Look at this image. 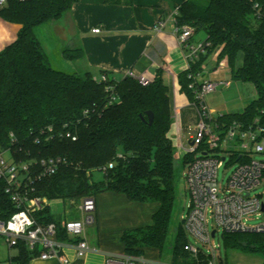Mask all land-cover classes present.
Segmentation results:
<instances>
[{"label": "trees", "instance_id": "1", "mask_svg": "<svg viewBox=\"0 0 264 264\" xmlns=\"http://www.w3.org/2000/svg\"><path fill=\"white\" fill-rule=\"evenodd\" d=\"M78 0H7L0 18L20 25L17 38L0 51V146L10 148L17 160L62 157L59 170L36 180L33 195L65 205L96 197L104 191L125 194L129 200L160 204L153 224L125 231L121 237L125 254L140 257L147 247L164 255L172 219L177 185V148L172 132L173 112L169 89L159 71L148 85L126 76L103 82L91 72L67 73L55 69L36 29L62 18ZM264 0H185L178 8L176 24L190 25L206 34L210 43L190 69L178 75L181 91L197 102L189 74L201 73L208 55L218 51L226 58L234 80L254 85L256 98L242 113L222 114L218 120L245 125L259 119L264 123ZM66 60L84 56L82 48L66 49ZM242 58V64L237 60ZM111 85L113 91H107ZM118 96L111 101V95ZM154 117L149 122L148 112ZM71 133L76 137H67ZM194 154L183 156L184 163ZM114 163L113 167H109ZM94 171L102 179L94 180ZM96 199V198H95ZM16 208L0 182V216L9 218ZM38 223L58 225L57 239L71 241L48 206L35 214ZM230 250L260 255L264 264L263 233H225ZM189 242L183 221L177 228L171 250L175 264H205L185 249ZM10 264H30L39 252L19 242Z\"/></svg>", "mask_w": 264, "mask_h": 264}, {"label": "built area", "instance_id": "2", "mask_svg": "<svg viewBox=\"0 0 264 264\" xmlns=\"http://www.w3.org/2000/svg\"><path fill=\"white\" fill-rule=\"evenodd\" d=\"M7 0H0V7ZM258 13L264 12V7L258 4ZM178 13V12H177ZM177 25V24H176ZM164 26L159 21L157 29ZM94 32H99L96 28ZM178 39L185 48L188 61L195 63L200 54L206 53L210 43L206 40L194 42V27L190 25L177 26ZM198 74H189L193 79L191 88L196 90V101L192 103L198 110L200 119L194 132L188 136L175 133V145L182 155L194 154L188 162L184 177L191 200L187 214L182 218L185 230L206 247V251L191 242L185 249L193 257L205 258V264H225L221 257L219 245L214 238L222 233H263L264 234V192L259 189L264 186V160L254 158V155H264V123L258 118L249 125L234 121L231 124L219 122L222 115H214L208 107L205 96L217 90L219 84L212 80H197ZM142 85L151 81L145 75L127 73ZM103 82L108 77H100ZM229 86L230 82H224ZM107 91H113L111 85ZM116 94L111 95V101H117ZM67 137H76L71 133ZM187 142V145L185 144ZM66 164L62 157L17 160L10 148L0 146V182L4 184L5 193L14 204L16 211L7 219L0 216V237H3L9 247L14 248L19 242L31 250H36L41 260L58 259L62 264H68L69 258L63 254L66 243L74 246L77 257H84L90 250L86 237V226L95 222L97 209L96 199L92 196L81 200L78 210L79 219H63L61 227L71 238V241L57 239L58 225L54 222L40 224L35 214L50 206L46 197L33 195V183L36 180L56 173ZM226 183L219 182L218 171L225 165H234ZM110 163L109 167H113ZM257 222L250 224V220ZM210 222L213 227L210 228ZM214 233V234H213ZM106 264H164L148 261L137 257H109Z\"/></svg>", "mask_w": 264, "mask_h": 264}, {"label": "crops", "instance_id": "3", "mask_svg": "<svg viewBox=\"0 0 264 264\" xmlns=\"http://www.w3.org/2000/svg\"><path fill=\"white\" fill-rule=\"evenodd\" d=\"M184 1L78 0L62 18L39 26L37 35L52 66L67 73L91 72L99 78L103 72L109 80L120 81L129 71L136 75H145L151 80L160 71L171 99L174 117L172 132L185 137L195 131L200 115L181 91L178 81V75L191 67L176 31V15ZM159 21H163L164 26L157 29ZM96 28L100 31L94 32ZM19 29V24L0 18V51L17 38ZM203 35L195 33L192 40L204 41L206 34ZM74 48L83 49V58L66 60L63 56L64 50ZM209 57L218 60V51L209 54L205 62ZM205 62L197 80H212L219 84L218 88L223 89L221 92L228 89L234 92V100L228 102L223 114L242 113L256 96L252 98L245 93L247 85L239 83L242 81L236 80L233 83L228 79L215 80L212 77L214 73L205 78ZM241 64L242 58L238 65ZM217 71L218 68H214L213 72ZM224 82H230L229 86H225ZM216 91L205 96V101L214 115L216 111L211 105L214 103L213 95ZM95 198L97 209L93 233H89V225L86 226L90 250L84 257H77L74 246L66 243L63 254L69 258L68 264H106L109 257L128 256L121 240L123 233L152 225L153 215L160 207L157 202L131 201L125 194L113 191L101 192ZM60 202L62 205L59 207L62 209L65 204ZM49 207L61 220L81 217L78 208V216L74 214L75 217L68 218V214L72 216L69 211L64 210L59 217L56 214L58 210H54L51 204ZM162 257L157 248L147 247L144 254L137 258L175 264L171 255L169 261H162ZM30 264L62 263L58 259L41 260L36 256Z\"/></svg>", "mask_w": 264, "mask_h": 264}, {"label": "rangeland", "instance_id": "4", "mask_svg": "<svg viewBox=\"0 0 264 264\" xmlns=\"http://www.w3.org/2000/svg\"><path fill=\"white\" fill-rule=\"evenodd\" d=\"M36 32H38V29H36ZM201 36H204L203 33H201ZM240 62H241V58L237 60V65ZM214 68H218L217 73L213 72ZM204 69L206 70V73L204 76L205 78L206 77L208 78L209 74L214 73L212 77L215 80L216 79L218 80L219 78H221L222 80L228 79V80H231L233 83H236L235 82L236 80L233 79V74L231 72V68L226 58H221V59L219 58L217 60V58L215 59V58L209 57L208 60L204 64ZM239 83H242V84L245 83V85H247L245 93L247 95H251L252 98H255L256 93H255L254 85L252 83L250 82H239ZM222 90L223 89H221V87L218 88V90L213 95L214 103L211 105V108H213L216 111V114L225 113L224 110L228 102L234 100L233 99V96L235 95L234 92H230L229 89L226 92H221ZM185 144L187 145V142H185ZM177 156H179L180 158L176 161V167H175V183L177 185V198L175 201L174 211H173L172 219L170 222L167 243L165 246L162 261L170 260V253H171L174 241H175L178 225L182 221V218L187 214L188 209H189L190 200H191V196L187 189V184H186L185 177H184V172H185L186 167L188 166V162L184 163L183 161L184 155H182V153L179 154L177 152ZM254 158L264 160V155L257 154V155H254ZM235 165L236 164L228 165V166L225 165L224 167L219 169L218 175H219L220 183L222 184L226 183V180L230 176ZM93 177H94V180H100L102 179V173L99 171H94ZM259 191L264 192V186L260 188ZM263 198H264V194H263ZM80 203L81 202H78L73 205L66 204L65 206H62V209H61V207H59L60 205H62L60 200H55V201H51V206L54 210L55 209L58 210L56 211V214L59 217H61L64 210H66V212L69 211L72 214V216L68 214V218H71V217L73 218L75 217L73 216L74 214L75 215L78 214L77 208ZM256 222H257L256 219L250 220V224H253ZM212 227H213V224L212 222H210V228L212 229ZM88 229H89V233H93L94 224H90L88 226ZM187 234H188L189 242L197 246H201L206 251V247H203L201 242H199L190 233H187ZM214 241L217 245H219L221 257L225 261L226 264H262L263 258L260 255H253V254L242 252L240 250L228 249L225 245L224 237H222L221 232L219 235H217L214 238ZM14 254H16V249L9 247L5 239L3 237H0V264H10L9 259ZM217 261H218V264H220L219 259Z\"/></svg>", "mask_w": 264, "mask_h": 264}, {"label": "water", "instance_id": "5", "mask_svg": "<svg viewBox=\"0 0 264 264\" xmlns=\"http://www.w3.org/2000/svg\"><path fill=\"white\" fill-rule=\"evenodd\" d=\"M149 122L151 123L154 117V113L152 111L148 112ZM214 234V233H213Z\"/></svg>", "mask_w": 264, "mask_h": 264}]
</instances>
